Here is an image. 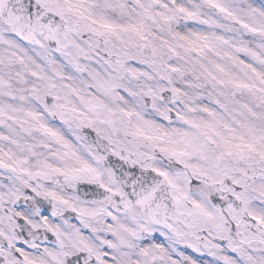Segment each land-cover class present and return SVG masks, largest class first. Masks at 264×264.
<instances>
[{
  "label": "snow or ice",
  "instance_id": "6c2138e0",
  "mask_svg": "<svg viewBox=\"0 0 264 264\" xmlns=\"http://www.w3.org/2000/svg\"><path fill=\"white\" fill-rule=\"evenodd\" d=\"M0 264H264V0H0Z\"/></svg>",
  "mask_w": 264,
  "mask_h": 264
}]
</instances>
